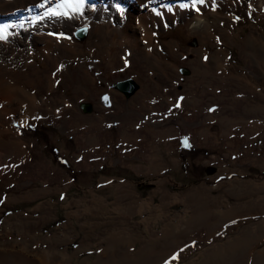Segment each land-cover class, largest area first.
<instances>
[{
	"label": "rangeland",
	"instance_id": "rangeland-1",
	"mask_svg": "<svg viewBox=\"0 0 264 264\" xmlns=\"http://www.w3.org/2000/svg\"><path fill=\"white\" fill-rule=\"evenodd\" d=\"M253 2L204 9L217 20L204 31L158 29L150 56L116 31L92 47L85 28L74 52L55 45L11 66L19 90L61 113L0 117V264H264V7ZM20 7L0 6V24ZM125 79L140 85L129 100L111 86Z\"/></svg>",
	"mask_w": 264,
	"mask_h": 264
},
{
	"label": "bare ground",
	"instance_id": "bare-ground-1",
	"mask_svg": "<svg viewBox=\"0 0 264 264\" xmlns=\"http://www.w3.org/2000/svg\"><path fill=\"white\" fill-rule=\"evenodd\" d=\"M34 1L0 0V6L4 5V3L21 5L20 12L0 24L10 26L4 32L6 38L0 39V117L3 113L18 115L17 121L19 123L24 122L35 114L42 115L39 113H44L47 116L49 113L56 115L61 113V110L57 108L54 111L43 109V103L47 100L46 97L37 99L34 95H29L23 90H19V85L12 79L14 74L21 73L19 68L24 66L22 70H25L29 67L28 65L32 64V59L29 60V57H32L31 55H34V52L38 55H45L55 45H59L65 52L67 50L74 52L76 45L72 42L71 37L75 30L81 27L88 28L93 35L90 39L92 42H89L92 47L101 48L106 39L104 36L116 31L122 36L132 38L134 46L145 56H150L152 55L150 53L153 47L152 37L155 31L167 28L169 24L175 22L177 24L183 20L195 32L201 29L204 31V27L208 23L212 25L217 23V20L214 19L215 17L211 13L201 15L203 10L208 8H211V10L215 9L217 4L223 3L225 0H205L203 5H197L199 11L192 7V0H84L79 13L73 15L70 19H49L45 17L43 20L40 17L44 16L47 7L55 8L60 0H51V4H49V0ZM133 1L136 6H133ZM254 1L259 6L264 7V0ZM41 4L46 6L42 8L40 7ZM116 5L119 6L118 10ZM182 5L187 6L182 7ZM34 17H37L36 22L32 20ZM154 47L158 49V45H154ZM167 48H172L170 43L167 44ZM124 57V55L121 56L122 62H125ZM114 59L115 56L112 60ZM21 61L23 63L22 66H18V69L12 68ZM202 61L203 63L206 62L205 55ZM54 68L59 70L61 63L56 61ZM35 74V82L37 84L42 86L46 80L48 90H52L49 89L52 76L47 74L42 78L43 74L40 76L37 73ZM31 80H34V78ZM62 102H65V99H62ZM61 107H63L62 112H64V108H70L71 105L66 102ZM5 131L2 130V132ZM252 245L248 246V248L252 247ZM242 246L243 244L241 246L237 243L234 244V247L239 249Z\"/></svg>",
	"mask_w": 264,
	"mask_h": 264
},
{
	"label": "snow or ice",
	"instance_id": "snow-or-ice-1",
	"mask_svg": "<svg viewBox=\"0 0 264 264\" xmlns=\"http://www.w3.org/2000/svg\"><path fill=\"white\" fill-rule=\"evenodd\" d=\"M84 0H60L59 3L56 4L55 8L47 7V11L44 13V16H41L40 19L43 20L45 17L52 18H72L73 15L78 14L80 8L83 6ZM205 0H192V7L199 11L197 5H203ZM49 4H51V0H49ZM45 4H41L40 7H45ZM187 5H182V7H186ZM10 27L8 25H0V39H5L4 32ZM51 35V33H50ZM107 99V98H105ZM175 259V257H174Z\"/></svg>",
	"mask_w": 264,
	"mask_h": 264
},
{
	"label": "water",
	"instance_id": "water-1",
	"mask_svg": "<svg viewBox=\"0 0 264 264\" xmlns=\"http://www.w3.org/2000/svg\"><path fill=\"white\" fill-rule=\"evenodd\" d=\"M87 30L85 28L82 29H77L74 32V37L77 41H84L86 38ZM187 75V71L182 70V74ZM114 90H117L119 93L124 95L126 99L131 98L138 90H139V85L134 82L131 79H127L121 82H118L112 86ZM82 110L84 113H90L91 112V105H83ZM215 172V169L207 170L206 175L210 176Z\"/></svg>",
	"mask_w": 264,
	"mask_h": 264
},
{
	"label": "trees",
	"instance_id": "trees-1",
	"mask_svg": "<svg viewBox=\"0 0 264 264\" xmlns=\"http://www.w3.org/2000/svg\"><path fill=\"white\" fill-rule=\"evenodd\" d=\"M36 130H37V129H36ZM37 131H38V130H37ZM37 131H34V132H37ZM47 140H48V139H47L46 134H45V136L43 137V141H44V142H47Z\"/></svg>",
	"mask_w": 264,
	"mask_h": 264
}]
</instances>
